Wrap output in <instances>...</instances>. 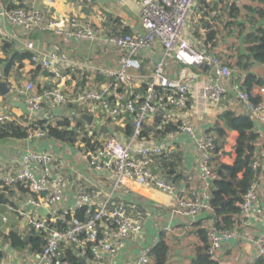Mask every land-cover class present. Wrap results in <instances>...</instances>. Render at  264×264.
Wrapping results in <instances>:
<instances>
[{
    "label": "built area",
    "instance_id": "obj_1",
    "mask_svg": "<svg viewBox=\"0 0 264 264\" xmlns=\"http://www.w3.org/2000/svg\"><path fill=\"white\" fill-rule=\"evenodd\" d=\"M53 5L56 0H44ZM90 4L92 0H79ZM124 1V0H121ZM141 10L142 31L131 30L126 34L107 36L108 42L119 50V66L115 70H102V74L112 79V82L101 91L92 89L79 91L73 95L63 91L61 85L53 86L42 92L36 90L33 82H28L23 88L17 89L24 99L29 113L37 117L48 102L58 106L95 105L108 113L114 123L118 119L125 120L130 116L133 120V131L125 143L120 140L119 132L109 124L107 134L95 137L99 146L95 149L85 148L84 156L88 166L101 175L112 176V191L108 197L95 201L91 195L79 193L75 211L66 228L55 224L61 218V208L65 199L67 182L62 175H56L58 158L49 151L29 149L23 154L21 165L13 171L0 169V190L10 187L17 188L21 184L28 189L26 201L17 209L18 215L30 229L45 234L46 243L43 249L33 253L34 259L28 262L8 253L0 258V264H70L66 256V248L72 247L77 256L87 257L88 244L92 245L96 261L105 259L120 251L132 237L142 232V220L136 216L123 199H116L115 194L124 187L128 179L140 184L156 188L173 196L175 204L173 215L184 221L193 222L201 217L200 230L206 231L208 240V255L214 264H236L221 255L222 247L239 236V221L251 217V210L258 202L260 193L264 191V172L251 184L240 203L241 215L233 216L234 225L216 226L212 218L213 207L210 203L214 180L218 178L215 166L216 136L211 132H198L186 119V111L195 89L188 79L190 66L208 67L209 79L202 85L199 95L203 101L215 105L229 93L226 82L235 79L238 70L231 66V57L220 55V50L214 46L203 47L188 39L186 26L188 21L200 12L199 0H136ZM233 6L234 0H226ZM223 7V6H222ZM217 11H211V16H217ZM56 18L47 17L37 6H9L0 0V36L10 39L5 32L6 25L16 27L25 37L33 31L54 32L66 38L75 37L80 40L95 41L101 39L98 28L89 19L73 16L68 18L66 26H60ZM106 38V36H105ZM160 44L162 52L155 63L152 73H142L141 55L155 49ZM26 49L34 51L31 61L40 65L56 79L67 80L75 74V68L61 69L56 60V53H38L33 41H27ZM176 61L183 64V76L179 79L168 75V63ZM0 80L5 81L3 69L0 66ZM146 93L141 94L138 88L143 86ZM241 83L234 84L233 103L238 107V114H246L256 121V129L264 131V100L255 103L251 95L242 89ZM12 87L10 86V91ZM161 90L162 93H160ZM264 92V87L261 88ZM235 101L237 103H235ZM162 113V123H177L178 128L166 135V140L177 139L182 134L190 136L191 141L199 151V168L202 175V191L197 193L192 188L180 187L172 178L155 174L153 160L163 155L167 150L164 145H157L147 139L144 125L151 117ZM12 115L0 113V123L14 121ZM90 131L89 135L93 136ZM43 131H33L28 138L43 137ZM253 169L259 172L260 160L255 157ZM124 197V194L123 196ZM87 207L85 220H80L75 212ZM46 209L48 216L41 211ZM164 232L171 228L165 227ZM3 238L0 237V242ZM257 255L251 259L256 264L264 257V235L256 240ZM1 249V247H0ZM151 250V249H150ZM31 257V255H29ZM151 256L142 254L129 264H151Z\"/></svg>",
    "mask_w": 264,
    "mask_h": 264
},
{
    "label": "crops",
    "instance_id": "obj_2",
    "mask_svg": "<svg viewBox=\"0 0 264 264\" xmlns=\"http://www.w3.org/2000/svg\"><path fill=\"white\" fill-rule=\"evenodd\" d=\"M5 2V0H1ZM13 5L40 7L47 17L58 20L60 26H66L68 18L77 16L89 19L103 35L95 41L80 40L75 37L66 38L54 32L33 31L28 37L16 27L6 25L5 32L11 36L10 39L0 36V66L4 67L13 52L30 53L34 51L26 49L27 41H33L37 52L47 54L56 53V60L61 69L70 70L75 68V74L67 80L56 79L51 73L35 64L30 58L22 62H14L5 81L12 87L6 95L0 94V113L12 115L15 121L23 126L30 125L32 120H44L47 124H56L67 119L73 128H78L80 136L75 145H70L59 140L51 139L47 135L32 138L0 139V169L10 172L21 165L23 154L29 149L36 151H49L58 158L56 164V175H62L67 182L65 199L61 208V218L72 216L76 209L77 195L84 193L91 195L92 200L100 201L111 194L112 176L101 175L88 166L84 156V137H88L92 131L93 141L95 137L107 134L109 124L118 132L120 140L127 142L131 133H127L126 125L131 122L118 119L114 123L108 113L98 109L95 105L58 106L48 102L43 112L37 117L29 113L24 99L18 94L17 89L23 88L28 82H33L36 90L42 92L56 85H61L63 91L71 95L88 89L101 91L112 82L102 70H115L119 63L118 48L107 40V36L123 33L124 30L142 31L141 10L136 0H92L90 4H84L79 0H56L53 5H48L44 0H9ZM226 0H199L200 12L193 16L187 23L186 36L191 41L203 47H216L220 55L231 57V66L236 67L238 73L235 79L226 82L229 89L228 95L220 104L215 105L203 101L199 91L203 84L209 79L208 68L190 66L188 79L195 89L191 97L186 113V119L198 132L207 133L218 121L219 116L229 110H237L234 100V84L241 83L255 98L264 100L263 85L250 82L245 83L247 73L236 64L238 50L243 53L247 51L248 44L241 42L242 30L246 33L255 31L261 24L259 16L254 11L260 6L259 0H234L233 6L237 9L235 15L236 25L230 22L231 7L226 5ZM6 3V2H5ZM7 4V3H6ZM223 6L217 18L209 15L208 5ZM218 4V5H217ZM216 8V7H215ZM239 25V26H238ZM106 36V38H105ZM162 47L160 44L155 49L149 50L141 55L142 73L150 74L155 63L160 59ZM183 64L176 61L168 63V75L179 79L183 76ZM256 75L264 77V65L256 64L251 70ZM141 94L146 93V88H138ZM235 103H237L235 101ZM83 115L93 116L92 120L84 118ZM156 118V117H155ZM155 118L151 117L144 126V136L153 140L157 145H164L166 152L153 160L154 173L166 178H172L180 187L194 189L197 193L202 191V175L199 168V151L191 141L190 136L182 134L177 139L166 140V135L159 136L151 128ZM160 125V124H159ZM133 131V130H132ZM259 138L256 143V156L260 160L259 174L264 172V131L258 130ZM238 134L229 132L225 149L215 157V166L220 163L232 164L235 159L234 145ZM91 149V148H90ZM217 168V167H216ZM0 200V254L2 256L12 253L16 258L32 261L34 252L28 247L15 249L12 247L7 235L12 231H18L25 238L32 234V229L27 227L23 218L18 215L17 209L23 204L28 196L25 189H2ZM124 194V197H122ZM116 199L127 202L133 213L142 220V232L127 240L124 247L113 255H106L105 259L96 261L92 245L88 244L89 254L86 264H129L142 254H149L153 245L164 237L167 246L166 264H195L199 252L205 244L200 235L201 217L193 222L184 221L173 215L172 208L175 198L162 191L147 185L128 179L124 187L115 194ZM48 216L46 209L41 211ZM251 217L239 221V236L229 244L222 247L221 255L236 264H251V259L257 255L256 240L264 235V191L260 193L258 202L251 210ZM234 219V217H233ZM170 227V232H164L165 227ZM31 255V257L29 256ZM151 256V255H150ZM151 264H154L151 256ZM214 264V263H210ZM264 264V257L260 261Z\"/></svg>",
    "mask_w": 264,
    "mask_h": 264
},
{
    "label": "trees",
    "instance_id": "obj_3",
    "mask_svg": "<svg viewBox=\"0 0 264 264\" xmlns=\"http://www.w3.org/2000/svg\"><path fill=\"white\" fill-rule=\"evenodd\" d=\"M5 2L11 7L15 6L10 3L9 0H5ZM259 2L260 6L254 11L259 16L261 25L255 29V31L250 33L243 31L242 26H240L242 37L239 38V40L247 43L248 47L245 53H243L242 50L239 51L240 49L238 50L236 64L247 73L248 78L245 83H249L250 81L263 85L264 77L256 75V73L251 71L256 64L264 65V0H259ZM226 5L231 7L229 15L233 18L230 22L233 28V26L236 25L234 19L235 15H237V9L232 5L230 6L227 2ZM215 7L213 4L208 5L209 15H211V11L213 10L217 11L219 14L220 10L223 8L220 5ZM217 17L219 16H216L215 18ZM129 32L131 31L125 29L124 32L120 34H126ZM30 57V53L13 52L11 58L4 64V67H1L4 75L7 76L14 62H22L25 58ZM241 87L251 95L249 89L247 90L243 85ZM158 91L162 93L160 89ZM251 97L255 103H259L262 100L258 97L255 98L252 95ZM127 120L131 122L126 125V131L127 133H131L133 130V120L130 116H127ZM45 122L46 121L39 119L32 120L27 127L15 120L0 123V139H25L28 138L33 131L39 130L45 132L47 137L51 139L59 140L70 145H75L79 141L80 133L78 128H73L70 121L67 119L56 124H47ZM161 123L162 113H159L155 118L154 125L148 129L153 130L159 136H165L169 132L178 128L177 123H169L166 124L164 128L159 129L158 127ZM145 127L146 126H144V129ZM210 131L216 136L215 154H218L225 149L229 132L235 131L238 134L234 145V162L232 164L220 163L216 165L218 178L214 180L211 190L210 203L213 207L212 218L214 223L219 227H227L234 225L235 221L233 220V216L241 215L240 203L251 184L258 176L259 172L253 169L252 163L256 157V143L259 138V132L256 129V121L253 118L246 114H238L231 110L222 113L219 116L217 123L210 129ZM92 139V136L88 137L87 135V137H84L83 142L87 148L95 149L99 146V142L93 141ZM18 188L25 189L28 192V189L21 184L17 185L16 189ZM5 189L12 190L13 188L6 187ZM1 195L2 194H0V200H4V197ZM87 214V207L79 208L75 212V215L80 220H85ZM71 218V215H67L65 219L60 218L55 225L60 228H66ZM200 235L205 244L199 252L195 264H210L211 260L208 255L206 231L200 230ZM6 239L10 241L12 247L15 249H25V247H28L29 250L34 253L41 251L46 243L45 234H40L34 229L32 234L26 238L18 231H12L7 235ZM66 249V256L70 264H86L87 258L77 256L76 251L73 250L74 248L67 247ZM86 249H88L89 254V249L91 248L87 246ZM167 252V243L164 237H161L150 250V255L153 257L154 264H166ZM1 257L2 255L0 254V258ZM260 261L256 264H260Z\"/></svg>",
    "mask_w": 264,
    "mask_h": 264
},
{
    "label": "water",
    "instance_id": "obj_4",
    "mask_svg": "<svg viewBox=\"0 0 264 264\" xmlns=\"http://www.w3.org/2000/svg\"><path fill=\"white\" fill-rule=\"evenodd\" d=\"M208 67L205 66V69H207ZM10 92V86L9 84L6 82V81H1L0 80V94L1 95H6ZM84 118H88L89 120H92L93 119V116H87V115H83Z\"/></svg>",
    "mask_w": 264,
    "mask_h": 264
}]
</instances>
